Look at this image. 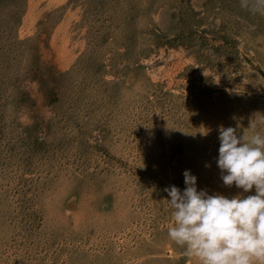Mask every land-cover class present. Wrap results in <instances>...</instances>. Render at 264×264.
Returning <instances> with one entry per match:
<instances>
[{
  "label": "rangeland",
  "instance_id": "obj_1",
  "mask_svg": "<svg viewBox=\"0 0 264 264\" xmlns=\"http://www.w3.org/2000/svg\"><path fill=\"white\" fill-rule=\"evenodd\" d=\"M259 113L240 0H0V264H197L164 189L239 192L218 130Z\"/></svg>",
  "mask_w": 264,
  "mask_h": 264
},
{
  "label": "clouds",
  "instance_id": "obj_2",
  "mask_svg": "<svg viewBox=\"0 0 264 264\" xmlns=\"http://www.w3.org/2000/svg\"><path fill=\"white\" fill-rule=\"evenodd\" d=\"M240 6L264 15V0H240ZM248 127L250 135L233 127L218 130L220 179L239 192L198 190L189 170L183 172L182 190L164 189L172 221L168 239L197 264H264V114Z\"/></svg>",
  "mask_w": 264,
  "mask_h": 264
}]
</instances>
